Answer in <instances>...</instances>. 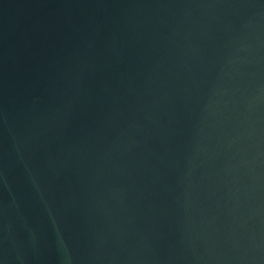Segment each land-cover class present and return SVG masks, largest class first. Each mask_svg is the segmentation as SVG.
Masks as SVG:
<instances>
[{
    "label": "water",
    "instance_id": "1",
    "mask_svg": "<svg viewBox=\"0 0 264 264\" xmlns=\"http://www.w3.org/2000/svg\"><path fill=\"white\" fill-rule=\"evenodd\" d=\"M0 264H264V0H0Z\"/></svg>",
    "mask_w": 264,
    "mask_h": 264
}]
</instances>
